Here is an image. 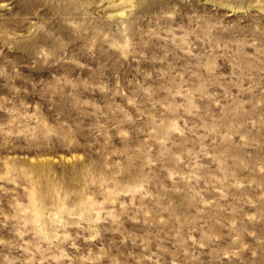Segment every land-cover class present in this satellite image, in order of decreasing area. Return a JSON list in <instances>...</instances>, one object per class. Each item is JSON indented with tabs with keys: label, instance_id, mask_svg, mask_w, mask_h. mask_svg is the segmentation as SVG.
Masks as SVG:
<instances>
[{
	"label": "rangeland",
	"instance_id": "obj_1",
	"mask_svg": "<svg viewBox=\"0 0 264 264\" xmlns=\"http://www.w3.org/2000/svg\"><path fill=\"white\" fill-rule=\"evenodd\" d=\"M0 264H264V0H0Z\"/></svg>",
	"mask_w": 264,
	"mask_h": 264
}]
</instances>
